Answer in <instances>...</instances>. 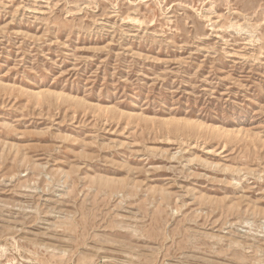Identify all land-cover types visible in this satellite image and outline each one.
Masks as SVG:
<instances>
[{"label": "rangeland", "instance_id": "rangeland-1", "mask_svg": "<svg viewBox=\"0 0 264 264\" xmlns=\"http://www.w3.org/2000/svg\"><path fill=\"white\" fill-rule=\"evenodd\" d=\"M0 264H264V0H0Z\"/></svg>", "mask_w": 264, "mask_h": 264}]
</instances>
